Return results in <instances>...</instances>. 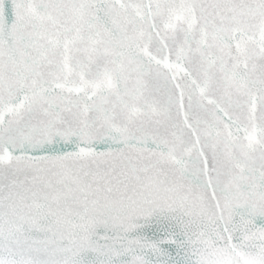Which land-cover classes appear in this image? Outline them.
Returning a JSON list of instances; mask_svg holds the SVG:
<instances>
[{"label":"snow or ice","instance_id":"obj_1","mask_svg":"<svg viewBox=\"0 0 264 264\" xmlns=\"http://www.w3.org/2000/svg\"><path fill=\"white\" fill-rule=\"evenodd\" d=\"M0 264H264V0H0Z\"/></svg>","mask_w":264,"mask_h":264}]
</instances>
